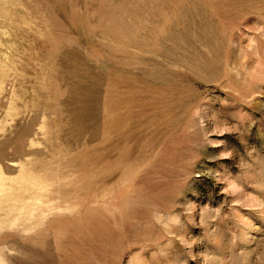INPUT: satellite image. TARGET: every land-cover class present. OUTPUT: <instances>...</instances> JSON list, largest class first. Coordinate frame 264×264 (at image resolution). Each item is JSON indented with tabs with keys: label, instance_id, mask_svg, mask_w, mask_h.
<instances>
[{
	"label": "rangeland",
	"instance_id": "1",
	"mask_svg": "<svg viewBox=\"0 0 264 264\" xmlns=\"http://www.w3.org/2000/svg\"><path fill=\"white\" fill-rule=\"evenodd\" d=\"M0 264H264V0H0Z\"/></svg>",
	"mask_w": 264,
	"mask_h": 264
}]
</instances>
